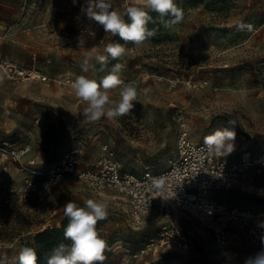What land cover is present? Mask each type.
Instances as JSON below:
<instances>
[{"label": "rangeland", "instance_id": "rangeland-1", "mask_svg": "<svg viewBox=\"0 0 264 264\" xmlns=\"http://www.w3.org/2000/svg\"><path fill=\"white\" fill-rule=\"evenodd\" d=\"M111 2L124 12L140 0ZM175 2L184 20L165 28L158 14L150 13L157 22L149 28L156 35L135 46L89 20L81 12L85 0H0V257L5 264H15L19 249L29 247L38 232L60 225L66 202L83 207L87 199L108 205V217L96 226L108 243L104 264H245L264 250V238L255 244L232 224L229 256L219 259L212 230L188 215L174 221L189 238V249L149 250L163 219L151 218L135 230L130 206L116 191L95 193L72 178L44 184V175L72 149L81 151L82 169L111 151L127 174L160 173L176 158L182 129L195 143H205L217 129L234 130V150L223 156L228 164L264 154V0ZM86 30H94L96 38ZM109 42L124 44L125 55L110 59L104 71L93 61L84 72V56L93 49V55L104 54ZM116 63L124 65L125 83L138 90L135 107L112 121L89 122L86 104L75 97L70 82L79 75L99 81ZM9 65L33 75L13 77ZM110 97L118 100L119 89ZM26 147L27 154L14 162L9 152ZM29 182L37 190L28 191ZM211 194L228 209L264 214V176L250 172L240 187Z\"/></svg>", "mask_w": 264, "mask_h": 264}, {"label": "built area", "instance_id": "built-area-1", "mask_svg": "<svg viewBox=\"0 0 264 264\" xmlns=\"http://www.w3.org/2000/svg\"><path fill=\"white\" fill-rule=\"evenodd\" d=\"M8 68L16 78L33 75L24 69L17 70L13 65ZM28 150L29 147L12 149L9 155L14 162H20ZM64 154L59 163L44 175L45 186L72 178L95 193L116 191L130 206V224L135 230L143 229L151 218L163 219L158 237L147 245L149 250L165 246L181 250L190 248L189 238L179 231L174 221L177 215L195 217L212 230L219 259L229 256L227 246L232 224L247 233L255 244L264 238V214L239 207L228 209L211 197L214 189L240 187L242 176L250 172L264 176V154L253 160L248 157L239 163L228 164L223 155L209 150L205 143L193 142L187 129H182L178 137L176 158L165 171L156 174L123 172L111 151L93 163L91 169L81 168L84 162L79 149ZM29 164L35 165V161ZM33 173L42 175L38 171ZM27 190H37V186L29 182Z\"/></svg>", "mask_w": 264, "mask_h": 264}, {"label": "clouds", "instance_id": "clouds-1", "mask_svg": "<svg viewBox=\"0 0 264 264\" xmlns=\"http://www.w3.org/2000/svg\"><path fill=\"white\" fill-rule=\"evenodd\" d=\"M81 12L105 33L118 36L125 44L135 46L143 45L156 35L157 30L149 28V24L157 22L150 13L158 14L159 23L165 28L184 20L183 9L178 7L175 0H140L138 5L129 6L124 12L114 9L111 0H85ZM244 27L240 25L241 29ZM86 31L89 38H96L94 30ZM126 51L124 44L109 42L103 49L104 54L96 52L93 55V49L84 56L82 70L88 72L90 67H94L92 62L95 61L100 65L99 70L104 71L110 59L119 60ZM123 67L121 63L114 64L99 81L79 75L70 82L75 97L86 104L83 114L89 122H98L102 118L112 121L132 112L139 93L132 83H125L121 78ZM115 89H119L118 100L110 97V92ZM144 91L146 94L148 90ZM235 122L234 119L228 121L230 125ZM235 135L230 128L217 129L205 137V145L209 150L226 156L234 150ZM63 211L68 220L64 237L69 243L62 242L54 246L46 257V264H104V253L109 250L108 243L100 235L96 225L108 217L107 203L87 199L84 206L80 207L75 202L68 201L63 206ZM0 264H5V258L0 257ZM18 264H38L36 250L28 246L21 247ZM245 264H264V250L248 257Z\"/></svg>", "mask_w": 264, "mask_h": 264}, {"label": "trees", "instance_id": "trees-1", "mask_svg": "<svg viewBox=\"0 0 264 264\" xmlns=\"http://www.w3.org/2000/svg\"><path fill=\"white\" fill-rule=\"evenodd\" d=\"M203 1V0H195ZM104 220L99 221L96 226L102 224ZM68 220L64 217L59 226L45 229L41 232H38L29 247H32L36 250L38 256V264H46V257L49 254L50 250L58 245L59 243H69L64 237V229L66 228ZM18 264V261L15 263Z\"/></svg>", "mask_w": 264, "mask_h": 264}, {"label": "crops", "instance_id": "crops-1", "mask_svg": "<svg viewBox=\"0 0 264 264\" xmlns=\"http://www.w3.org/2000/svg\"><path fill=\"white\" fill-rule=\"evenodd\" d=\"M246 183H248V182H245V183L243 182V185H245V186H247V187H249V188H251V186H250V185H254V184H252V182H251V183H249V184H246ZM245 186H244V187H245Z\"/></svg>", "mask_w": 264, "mask_h": 264}]
</instances>
